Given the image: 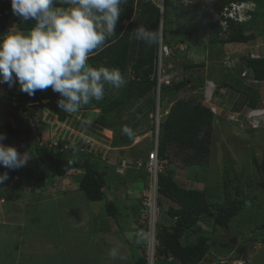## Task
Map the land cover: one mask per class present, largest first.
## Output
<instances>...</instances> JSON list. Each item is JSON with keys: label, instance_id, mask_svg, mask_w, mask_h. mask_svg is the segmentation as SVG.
Listing matches in <instances>:
<instances>
[{"label": "rangeland", "instance_id": "1", "mask_svg": "<svg viewBox=\"0 0 264 264\" xmlns=\"http://www.w3.org/2000/svg\"><path fill=\"white\" fill-rule=\"evenodd\" d=\"M136 1L125 0V3L121 6V13L132 8L135 15L137 9L135 7ZM153 1L157 5L162 4L161 24L163 26V37L165 42L172 48V60H176L178 65L183 68L185 79V85L177 91L172 92L173 89H169L163 92L165 100L161 99L160 101L161 93L158 95L155 93V99L158 100L160 111H163L162 114L164 115L170 104L176 98L181 97L187 99L195 98L210 109L215 107L217 112L214 113L217 120L214 119L210 127L209 152L207 157L204 158L206 161L203 164L187 165L179 158V154L175 153L174 147L168 149V161L170 167L174 169L173 177L176 175L175 169H177V175L179 176L175 177L181 187L202 188L209 201H222L228 197L240 199L242 208L231 219L228 231H224L218 226L211 230L213 227L211 222L202 220L203 223L201 221L199 223L204 229L214 231L216 236L228 235V233L235 234L237 231L243 230L245 235H238L237 238L235 236L236 242L234 244H237L240 238L242 243L249 244V247L243 253L244 258L249 263L260 264L264 261V172L259 167L260 163L264 164V81L252 80L249 70L243 68V64L246 58L264 56V0H240L243 2L242 8L235 10L234 17L237 19H248L249 16L246 15L248 9L257 11V15L254 17L253 24L244 30L245 34H252L253 36L243 42L234 43H211L208 41L205 16L210 13L214 19H219L217 16L219 8L216 9L207 5L214 0H171L173 4L177 5V8H173L169 4L163 6V0ZM240 1L237 2L240 4ZM23 31L26 32L27 30ZM185 65H193V67L187 68ZM229 77L230 83H234L237 88V91L234 89V92L240 93L241 97H237V101H234V103L231 101L230 103L227 98V100H224V95L221 102L217 100L219 103H214L215 93L218 89L224 87L222 85L224 78L228 79ZM204 80L207 81L206 85L209 86L206 90L208 92L206 95H210L208 101H205L203 96V91L205 90L202 88ZM257 89L261 90L260 94ZM117 94L116 89L105 90L103 100L92 101L90 104L83 106L78 115H68L63 122H59L52 112L38 104L34 105L32 113L41 117V120L45 122V125H41L40 129L44 133L46 130L49 131V135L44 138V141L47 139L48 143H50L51 139H57L58 141L56 135H59L60 140L61 138L65 140L64 138L69 137L68 141L76 143L75 147L78 150V154L81 152L93 154L91 161H94L99 169L105 163L107 171L109 170L108 167H110L111 171L114 170L118 174L117 167H120V171H123L126 167L127 180L125 179L126 174L124 171L119 174L120 176L123 175L121 180L118 177L113 179L114 176L112 175H110V180L112 183L125 181V190L127 192L132 190L130 184L134 185L138 181L139 187L134 190H140L138 196L141 197L149 189L147 163L155 142L152 137L151 124L153 118L150 114L151 112H149L151 110L150 101L144 97L130 110L120 108L110 112L108 117L113 119L114 128L116 129H109L110 132H107L106 129L108 128L102 126V121L105 120L102 114V106L108 100L116 98ZM149 95L150 93L146 96ZM235 97L236 95H234V100ZM241 99L245 102H242ZM212 102L215 105H212ZM205 103H208V105ZM220 109L222 110L220 111ZM81 116L91 119L93 121L92 125L87 128L81 127L79 123V117ZM1 121L0 123L3 125L4 123ZM133 124H135L133 128L135 135L133 137H136L138 142L131 148H128V144L120 145V137L126 136L122 134L121 128L125 125ZM253 124L258 126V128L249 127ZM0 133L4 132L0 131ZM30 141L35 143L36 135H30ZM7 142L8 146L15 147L18 152H24L23 137L10 136ZM116 143L119 145H115ZM131 153L135 154V160L137 161V163H134L135 170H131L132 172L127 168L128 163L123 166V161ZM80 155L75 158L81 160ZM31 162L32 159L27 164ZM24 168L17 169V174L21 173L23 175ZM110 174L112 173L110 172ZM107 176L109 174L105 178ZM80 193L82 197L77 202L79 206L78 212L82 208L86 209L89 206L94 220L101 221L102 215L97 214V212L100 210L104 211L105 203L102 201V204L99 200L91 201L82 192L78 190L75 192L77 196ZM67 200L72 203L71 198ZM107 202H110V200H107ZM169 203L168 200L160 198L158 203L159 225H168L171 222L169 215L166 213V205H169ZM113 204L117 211V215L113 216L115 220L114 230L111 228L110 230L106 229V231H103V237L101 229V232H98L95 225V231L90 230L89 239L86 240L81 234H78L77 238L76 236L74 237L73 234L65 232L68 229L64 228L63 237L65 240L62 241L63 244L68 249H72L69 244L73 236V249L75 250L76 247L78 253L77 255H72V253H70L71 255H65L67 251L64 249V252H57L52 256V264H136L135 260L141 254L137 246L144 243V236L137 237L136 235L142 231L138 220H136V214L139 211L137 208L129 209L124 207L123 204L120 205L118 200L113 201ZM26 207L29 209L35 208L38 212H44L49 209L48 206H34L29 201L26 203ZM50 211L51 208L48 210V214ZM75 213L76 211L71 212L72 215ZM121 213H130V216L127 214L131 220L129 224L125 225L120 222L123 220ZM31 224L36 232L39 226L38 213L34 220L31 219ZM91 226H94L92 218ZM79 228L82 230L84 226L80 223ZM129 234H131V237H129ZM243 238H247V240ZM76 239L77 241L75 242ZM16 245V243L11 242L9 244L10 250L15 249ZM112 247H119L126 259L113 260L109 256V249ZM232 250L229 251L220 248L218 245H212L210 252L205 254L206 259L200 264H230L234 257V251L232 252ZM4 251H9L7 245L0 246V253ZM63 253L64 255L62 256ZM61 259H63V262H58Z\"/></svg>", "mask_w": 264, "mask_h": 264}, {"label": "trees", "instance_id": "2", "mask_svg": "<svg viewBox=\"0 0 264 264\" xmlns=\"http://www.w3.org/2000/svg\"><path fill=\"white\" fill-rule=\"evenodd\" d=\"M232 1L240 0H214L207 5L221 9ZM166 4L177 8V5L173 4L171 0H163V6ZM56 6L60 5L57 4ZM0 10L9 12L16 22V28L19 30H29L33 26V22H21L12 14L10 0H0ZM159 11V7L155 3L149 0H139L136 14L132 17V8L121 14L116 24L114 36L106 42L102 50L94 52L88 59V63L93 67L105 66L120 69L127 81L123 88L117 90V97L108 100L102 106V114L103 118H105L102 121V126L105 128L116 129L114 128L113 119L108 117L110 112L120 108L130 110L141 98L146 97L150 101L151 110L149 112L155 107L156 79H151L150 74L154 70L153 57L156 44L149 46L143 41L136 40L134 31L138 26L142 25L158 32ZM256 12L255 10L250 11L249 17L245 21L238 22L231 18H226L227 26L224 29H222L218 21L212 19V14L209 13L205 16L208 41L211 43H234L243 42L247 38L252 37V34H245L244 30L253 24L254 17L257 15ZM125 18L128 19V23L124 27L122 20ZM185 67H193V65H185ZM243 68L249 70L251 79L264 81V56L246 58ZM230 81V77L228 79L224 78L222 85L237 91L235 84L230 83ZM183 85H185V79L174 82L171 85L162 86L159 92V94L161 93L160 101L161 99L165 100L164 91L173 89L172 92H175ZM109 89L112 88L106 85L105 90ZM9 93L12 96L22 95L28 100L31 98L33 102L37 101L39 106L46 107L55 114L58 121H65L69 115L58 108L57 100L59 99V94L54 93L51 89L37 91L34 96H29L21 92L19 88L13 87V89L9 90ZM148 93L150 95L146 96ZM27 96L30 98H27ZM25 99L21 103H14V106L24 109ZM0 115L4 119V124L0 126V131L4 132L7 138L10 136L23 137L25 148H28L32 153V162L25 166L23 175L21 173V175L17 174L16 170H10L15 185H24L30 190H35L42 187L49 177L74 176L78 182L79 189L84 192L86 198L89 200H105L103 193L107 179L105 176L110 174V172L106 170L105 165L99 169L98 165L91 161L92 153L81 152L78 154L77 148L69 146V141L63 139L58 140L57 144L49 145L48 139L44 141V138L49 135L48 130L45 133L40 130L37 133L35 143H32L30 141V128L25 121L17 119L16 126L11 127L6 123V116L1 113ZM213 120L214 115L211 110L199 100L195 98H177L170 105L167 114L159 123L158 157L160 159L168 158V149L174 147L175 153L179 154V158L185 164H203L206 161L204 158L207 157L209 152L208 143ZM38 123L45 125V122L41 120ZM125 126L133 129L135 124ZM131 141L132 137L122 136L119 144L126 145ZM113 143L115 142L113 141ZM119 144L116 143L115 145ZM77 155H80L81 160L75 158ZM168 164L170 165L169 162ZM169 165H166L167 168L157 174V191L174 202L176 207L169 206L167 208L166 213L169 215L171 222L168 225H160L159 227L157 232V254L169 253L174 259L179 261V264H195L204 258L206 253L210 252L212 245H218L220 248L229 251L233 249L234 258L242 257L244 259L243 253L249 247V244L242 243L241 238L237 244L231 243L232 238L235 236L236 238L238 235L243 236L241 235L244 234L243 230H239L235 234L228 233V235L216 236L214 231L204 229L199 223L202 220L211 222L213 225L211 230L218 226L224 231H228L231 219L242 208V201L237 197H228L222 201H209L206 198L204 189L179 186L174 181V169ZM259 167L264 172V164L260 163ZM74 169L79 170V173L72 174ZM110 175L114 176L113 179L121 178L116 172ZM138 207L136 206L135 208L139 209ZM105 210L111 216L117 213L116 207L112 202L105 201ZM136 215V220H138L139 212ZM186 235H192L194 240L192 242L187 241ZM243 239L247 240V238ZM137 247L140 249L141 254L136 258L135 263L145 264V251L139 245ZM160 264L173 263L164 261ZM243 264L252 263L244 261ZM260 264H264V261Z\"/></svg>", "mask_w": 264, "mask_h": 264}, {"label": "clouds", "instance_id": "3", "mask_svg": "<svg viewBox=\"0 0 264 264\" xmlns=\"http://www.w3.org/2000/svg\"><path fill=\"white\" fill-rule=\"evenodd\" d=\"M138 1H136L135 7H137ZM149 1L155 3L153 0ZM232 2L239 4L237 1ZM123 3H125V0H10L12 14L21 22H33V26L26 32L15 27V31L9 30L0 34V84H8L9 87L18 84L19 90L29 96H34L37 91L51 89L54 93L59 94L58 108L69 115H78L83 106L90 104L92 101L103 100L106 85L116 90L123 88L127 81L120 69L105 66L93 67L88 63L89 57L94 52L102 50L106 42L116 33L117 21L120 15L125 12L121 13ZM57 4L61 6H56ZM242 4L243 2L239 5L242 6ZM155 5L160 10V25L162 4L157 5L155 3ZM250 11L252 10L248 9L246 11L247 16H249ZM233 20L245 21L246 19L234 17ZM127 23L128 19L122 20L124 27ZM161 32L164 36L163 26ZM134 38L149 46L156 44L159 41V26L158 32L142 25L138 26L134 31ZM206 82V80L203 81L202 88L205 87ZM35 102L37 104V101ZM156 103L150 114L154 112ZM169 107L165 114H167ZM159 112L162 115L160 117L161 121L165 114H162L163 111L161 112L160 108ZM211 112L215 115L214 113H217L216 108L215 112L212 110ZM79 123L81 127L87 128L92 125L93 121L81 116L79 117ZM151 127L154 134V125L151 124ZM249 127L258 128L256 125ZM158 130L159 124L157 140L151 149V151L155 150L156 153ZM121 132L128 137H132L133 141L136 139V137H133L135 135L134 130L129 126H123ZM56 136L60 140L59 135ZM6 141H8L6 135L0 133V167L8 170L25 167L32 158V153L30 151L20 153L15 147L8 146V142L5 145ZM75 144L69 141V146L75 147ZM164 160V168H167L166 165H169L168 158H164ZM126 163L125 159L123 166ZM134 163H137V161L135 160ZM116 170L120 174L123 172L120 171V167H117ZM76 172H79V170H72V174H76ZM8 179V171L0 172V185ZM156 193L157 199L159 197L160 201L163 195L159 194L158 191ZM141 198L142 196L138 208L141 205ZM169 206L176 207L175 203L171 202V205L166 206V210ZM136 235L139 237L142 236V233ZM188 236L192 238V241L194 240L192 235H186V239ZM129 237H131V234H129ZM109 256L113 260L126 259L119 247L110 248ZM233 259L237 258L233 257ZM243 260L247 261L245 258ZM170 262L175 264L174 261ZM198 262L195 264H198Z\"/></svg>", "mask_w": 264, "mask_h": 264}, {"label": "crops", "instance_id": "4", "mask_svg": "<svg viewBox=\"0 0 264 264\" xmlns=\"http://www.w3.org/2000/svg\"><path fill=\"white\" fill-rule=\"evenodd\" d=\"M257 92L260 94L261 90L257 89ZM215 94L216 95L213 98L214 99L213 102L216 104L218 102L217 100H219V102L223 100L224 95H225L224 100L228 99L230 103L231 101L234 103V101L238 100L236 99L237 97L238 98L241 97L240 93L234 92L233 89H229L226 87H222L218 89V91ZM234 95H236L235 100H234ZM213 102L212 105H215L213 104ZM242 102L245 101L242 100ZM205 104L208 105V103ZM221 110L222 109H220V111ZM2 118L3 116L0 115V120L4 121V119ZM214 119L217 120V117L214 116ZM1 124L2 123H0V126ZM64 139L68 141L69 137H66ZM137 142L138 141L134 139L132 143L128 144L129 145L128 148L133 147ZM25 151H29V149L24 148V152ZM135 159L136 158L134 153H131L130 156L126 157V161L128 163L127 168H129L130 172H132L131 170H135L134 169ZM103 165H105V163H103ZM192 165L195 166L194 164ZM125 168L123 171L126 174V177L125 176L124 177L127 180L128 175L127 172L125 171ZM4 171H8V169L0 167V172H4ZM109 171L112 174L114 173V170L111 171L110 167H109ZM8 173H9V179L5 181L2 185H0V246L7 245L9 251H4L0 253V264H52L53 262L51 261L52 256H54L57 252H61V251L64 252V249L67 251V254L65 255H71L70 253H72V255H77L78 253L77 248L75 247V250L73 249L74 247L72 243L73 236L74 237L76 236L77 238V235L81 234L86 238V240H88L89 239L88 235L90 230L95 231V225L98 232L102 231V236H103V231H106V229L108 230H110V228L112 230L115 229L114 228L115 220L113 219L114 217L107 213L103 214V212H106L105 207H104V211L100 210L97 212V214L102 215L101 221L94 220V216L91 213L92 210L90 209L89 206L86 209L82 208L78 212L79 206L77 205V202L81 199L82 195L80 193V195L77 196L75 192L77 190L79 192H82L83 194L84 192L79 189L78 182L76 181V178L74 176L49 177L48 181H46L42 187L37 188L35 190H30L27 186L15 185L14 180L12 179V176L10 174V170L8 171ZM175 174H176L175 176H179L177 175L178 174L177 169H175ZM175 176H174V181L179 186H181V184L178 183V181L176 180ZM120 177L121 180L123 178V175ZM110 179L111 177L109 174V176H107L106 179V184L103 188L105 200H99V201H101V203L102 201L105 203V201L107 202V200L108 201L110 200V202L113 203V201L118 200L120 205L123 204L124 207H128L129 209L130 208L136 209L135 207L136 206L138 207L140 203V197L138 196L140 190H134V189L139 187L138 186L139 182L137 181L136 184L134 185L130 184L132 186V190H130V192H127L125 190V184H126L125 181L120 183L119 182L112 183ZM53 196L54 198H52ZM68 198H71L72 203H70L67 200ZM163 198L164 200H168V202H170L169 204L171 205L172 201L169 198H166L164 196ZM28 201L30 204L34 206L37 205H39V207L48 206L49 209L51 208V211L48 214L49 209L44 212H38L35 208L29 209L26 207V203ZM91 201H96V200H91ZM74 210L76 211V213L72 215L71 212H75ZM37 213H38L39 226L38 229L36 230L37 232L36 233L35 230H33L31 219L34 220ZM121 214L123 215L122 216L123 220H121L120 222L125 225L129 224L131 221L129 219L130 213H124V214L121 213ZM91 218L94 226H91ZM80 223L84 226L82 230L79 228ZM64 228L68 229L65 232L73 234L71 238V242L69 244L70 246H72V249H68L67 247H65V245L62 242L65 240V238L63 237ZM92 236H94V234H92ZM76 241L77 239L75 240V242ZM11 242L17 244L15 246V249H13L12 251L10 250L9 247V244ZM63 255L64 253L62 254V256ZM61 261L63 262V259L58 260V262Z\"/></svg>", "mask_w": 264, "mask_h": 264}, {"label": "built area", "instance_id": "5", "mask_svg": "<svg viewBox=\"0 0 264 264\" xmlns=\"http://www.w3.org/2000/svg\"><path fill=\"white\" fill-rule=\"evenodd\" d=\"M61 6V5H60ZM241 5L230 2L227 5L223 6L221 9H218V20L212 19L214 21H218L221 25L222 29L226 28L227 22L226 18H233L234 19V12L237 9H240ZM216 15V14H213ZM16 22L11 17L9 12L1 11L0 10V34H3L9 30L15 31L16 30ZM14 29V30H13ZM161 23L159 25V41L156 43L154 57H153V71L150 74V78L156 79V86H155V93L158 95L160 92V88L162 86L171 85L174 82H178L184 79L182 67L178 65L176 60H172L173 52L171 46L165 42L162 32ZM19 88L18 84L9 87L8 91L3 93V98L9 106L13 107L19 119L25 121L30 128V135H36L41 130L39 124V120L41 117H38L35 113H32V109L36 102L31 101V98L27 96L28 99H25L24 96H12L9 93L10 89ZM205 89L203 91V96L205 97V101L210 99V95L208 94L207 85L205 83ZM181 98V97H179ZM25 99V108L14 106V103H21ZM177 99V98H176ZM156 108L154 112L151 114L153 120L152 124L154 125V134L153 139L154 141L157 140V128L160 121V117L162 116L159 112V104L158 100L156 99ZM211 110L215 112V107H211ZM43 121V120H41ZM6 123L9 124L11 127H15L17 124V119L14 116H7ZM39 124V126H38ZM252 126H255L254 124ZM6 140V139H5ZM4 140V141H5ZM3 141V142H4ZM44 142V141H43ZM57 144V139L50 140L49 145ZM165 160L159 159L155 150L151 151L149 161L147 163V169L149 173V189L145 192L144 196L141 198V205L139 208V217H138V224L141 226L140 233L144 236V243L139 244V246L144 249V260L145 264H160L161 262H170L174 261L175 264H178L177 260H174L173 257L167 253L158 255L157 254V232L159 230V206H158V199H157V174L158 172L164 169ZM187 240L192 241L191 237H187ZM206 259V256L202 258L198 264L203 262ZM223 263V261H221ZM244 260L242 258L232 259L230 264H243Z\"/></svg>", "mask_w": 264, "mask_h": 264}, {"label": "water", "instance_id": "6", "mask_svg": "<svg viewBox=\"0 0 264 264\" xmlns=\"http://www.w3.org/2000/svg\"><path fill=\"white\" fill-rule=\"evenodd\" d=\"M9 89L8 84H0V112L5 114V115H11L14 117H18V114L13 107H10L8 104H6L4 98H3V93L6 92ZM236 239L231 240V243L234 244Z\"/></svg>", "mask_w": 264, "mask_h": 264}, {"label": "bare ground", "instance_id": "7", "mask_svg": "<svg viewBox=\"0 0 264 264\" xmlns=\"http://www.w3.org/2000/svg\"><path fill=\"white\" fill-rule=\"evenodd\" d=\"M107 132H110L109 129H106Z\"/></svg>", "mask_w": 264, "mask_h": 264}]
</instances>
